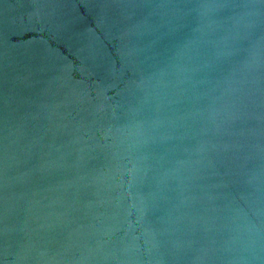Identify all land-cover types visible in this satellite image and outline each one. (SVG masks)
I'll use <instances>...</instances> for the list:
<instances>
[{
    "label": "water",
    "instance_id": "obj_1",
    "mask_svg": "<svg viewBox=\"0 0 264 264\" xmlns=\"http://www.w3.org/2000/svg\"><path fill=\"white\" fill-rule=\"evenodd\" d=\"M0 264H264V0H0Z\"/></svg>",
    "mask_w": 264,
    "mask_h": 264
}]
</instances>
